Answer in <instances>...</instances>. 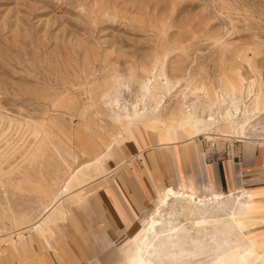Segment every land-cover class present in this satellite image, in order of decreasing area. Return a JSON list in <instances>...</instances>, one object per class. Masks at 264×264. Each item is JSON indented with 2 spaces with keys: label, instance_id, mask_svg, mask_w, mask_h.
Listing matches in <instances>:
<instances>
[{
  "label": "rangeland",
  "instance_id": "obj_1",
  "mask_svg": "<svg viewBox=\"0 0 264 264\" xmlns=\"http://www.w3.org/2000/svg\"><path fill=\"white\" fill-rule=\"evenodd\" d=\"M183 132L259 164L264 0H0V134L12 152L0 176V264H43L70 208L105 184L127 142L165 147L185 142ZM230 187L217 189L219 201L233 203L243 228L227 208L195 224L203 211L172 195L142 218L174 212L185 236L228 241L181 264H264V202L228 193L259 185ZM134 251L127 245L123 259Z\"/></svg>",
  "mask_w": 264,
  "mask_h": 264
},
{
  "label": "crops",
  "instance_id": "obj_2",
  "mask_svg": "<svg viewBox=\"0 0 264 264\" xmlns=\"http://www.w3.org/2000/svg\"><path fill=\"white\" fill-rule=\"evenodd\" d=\"M185 135V142L165 147L127 142L125 159L112 174L100 176L106 177L105 184L70 208L43 264H120L124 248L134 245L142 230L148 206L168 196V189L224 194L217 189L253 182L259 189L228 193L247 191L264 202V154L254 168L234 148L219 152L198 136ZM18 244L28 251L26 241Z\"/></svg>",
  "mask_w": 264,
  "mask_h": 264
},
{
  "label": "bare ground",
  "instance_id": "obj_3",
  "mask_svg": "<svg viewBox=\"0 0 264 264\" xmlns=\"http://www.w3.org/2000/svg\"><path fill=\"white\" fill-rule=\"evenodd\" d=\"M160 81H161V85H165L168 83L167 77H164L163 79H161L160 77ZM161 88L162 86L157 87L156 90H158V92L163 96L164 94ZM209 120L214 121L212 116H209ZM185 130L187 134H190V127L188 126L185 127ZM36 131L37 133H40V131L39 132L38 130ZM2 135H4V133L0 134V155H1L0 176H4L7 173H9V171L4 170L3 164L7 161V159L10 157L12 153L9 152L8 150V147L10 146L11 143L7 142V140L3 141L4 138L6 137L5 136L3 137ZM4 143H6V145H4ZM2 145H4V147L1 148ZM168 195L174 196L179 202L192 201L194 203V206L191 207L188 212H190L193 215L203 211V213H200L201 214L200 219L194 222L195 224H199L202 221H205V217L203 216L204 214L208 213L209 217H213L219 211L226 210L227 208L232 210L231 217L233 218L234 221H236L237 226L239 228L244 227L243 220L241 219V217H239L238 220L235 218V214L239 215L241 213L239 211L237 212L234 210L233 203L232 204L227 203L223 207L222 205L224 203L219 201L220 195L217 193H215V195L210 199L207 198L206 200L203 199L202 196L198 195V192L193 190L191 193H184V192H176L174 190L168 189ZM167 199L166 198L162 199V201L167 202ZM214 201H216L217 204L214 203ZM246 206L247 208L249 207V202L246 203ZM161 217L163 216L161 215ZM160 219L159 217L156 218L154 216L153 217L150 216V218L144 222L143 229L141 231L142 237L136 244H134L135 251L126 260L122 259V262L120 264H181L186 259L188 260L190 258H195L194 254L197 253L198 251H201L204 244H210L208 246L209 253L214 251L218 247L228 245L227 240H224L222 243L215 242L213 236H210L208 238L210 239L208 243L205 242L204 236H198V234L195 236L193 235L191 237L185 236L184 232L187 233L188 230L184 226L182 227L175 224V221L178 219V215H176L174 212L173 215L172 216L170 215L167 220L163 221ZM38 226L39 224L36 226V228ZM162 232H167L165 237L163 238L159 236ZM149 246H152V248L149 250L151 257L147 258L145 256V253L149 248ZM165 256L166 259H160ZM249 256H246V259H248L247 257ZM155 257L158 258L159 260H157ZM240 261L242 263L246 262L244 254H240Z\"/></svg>",
  "mask_w": 264,
  "mask_h": 264
}]
</instances>
